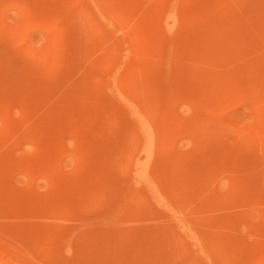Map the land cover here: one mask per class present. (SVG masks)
I'll return each instance as SVG.
<instances>
[{"label": "rangeland", "instance_id": "374dc122", "mask_svg": "<svg viewBox=\"0 0 264 264\" xmlns=\"http://www.w3.org/2000/svg\"><path fill=\"white\" fill-rule=\"evenodd\" d=\"M0 264H264V0H0Z\"/></svg>", "mask_w": 264, "mask_h": 264}]
</instances>
